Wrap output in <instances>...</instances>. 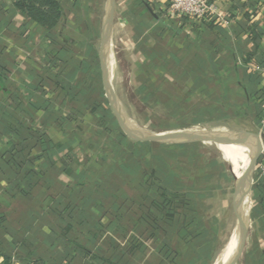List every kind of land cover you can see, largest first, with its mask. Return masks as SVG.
I'll list each match as a JSON object with an SVG mask.
<instances>
[{"label":"crops","instance_id":"1","mask_svg":"<svg viewBox=\"0 0 264 264\" xmlns=\"http://www.w3.org/2000/svg\"><path fill=\"white\" fill-rule=\"evenodd\" d=\"M57 1L62 16L48 32L17 6V0H0V264H214L239 217L235 171L222 153H233L241 165L239 156L250 149L244 170L249 171L257 145L254 138L235 134L244 132L243 122L260 134L264 144V0H209L212 11L200 22L169 15L168 0L114 1L108 73L123 112L150 134L205 125L223 133L225 144L199 138L145 142L126 133L109 99L111 87L105 83L100 57L106 0ZM118 34L127 75L121 73L115 55ZM121 80L132 93L137 113L139 108L151 110L144 115L149 126L121 102ZM72 85L74 97L69 93ZM147 89L151 95H146ZM94 99L112 114L134 148L198 143L223 165L224 176L195 184L189 177L188 191L200 195L207 231L199 241L185 236L184 256L176 262L162 248L173 245L182 233L153 230L158 233L154 239L144 229L134 228V208H126L133 203L132 193L125 186L126 194L112 197L109 191L116 188L108 176H96L104 166L98 144L101 133L91 110ZM177 102L203 106L209 120L160 128L161 122H176L168 109ZM129 131L134 132L130 125ZM40 133L44 143L31 145ZM23 146L22 158L31 159L30 167L23 159L11 160ZM180 159L182 164L189 161ZM259 164H264V151L257 159L254 186ZM31 168L39 174L36 188L16 196L10 182ZM98 187L109 195L96 191L89 203L82 201L90 194L87 189ZM228 194L225 219L216 204H223ZM254 196L253 187L251 220L236 254L223 264H264V211L256 208ZM133 237L137 246L128 253Z\"/></svg>","mask_w":264,"mask_h":264},{"label":"trees","instance_id":"2","mask_svg":"<svg viewBox=\"0 0 264 264\" xmlns=\"http://www.w3.org/2000/svg\"><path fill=\"white\" fill-rule=\"evenodd\" d=\"M16 3L32 21L45 27L48 32L54 29L62 16V6L57 0H17ZM253 26L256 31V26ZM254 34L257 36V33ZM56 60L57 58L53 60L52 67L56 66ZM51 75V77L54 76ZM80 85L81 80L77 86L80 87ZM72 88L74 85L70 89ZM69 93L74 97L73 89ZM146 93V95H151L148 89ZM261 97L264 98V93ZM94 100L91 110L97 117V129L101 133L98 144L103 151L104 166V172H99L96 176L102 177L103 174L108 176H106L107 181L116 188L109 191L112 197H118L122 193L126 194L123 190L125 186L132 193L133 203L126 205V208H134V228L144 229L154 239H158V233L155 231L161 229L179 230L182 233L181 237H176L173 245L166 244L162 248L171 261L176 262L179 257L184 256L182 244L185 243L183 241L185 236L188 235L193 241H199L207 231L202 221V210L198 200L200 195L188 191L190 188L188 183L191 181L189 177L194 179L195 184L202 178L206 179L217 174L224 176L225 173L221 170L223 165L216 158L202 151L198 143L158 144L134 148L126 140L112 114L104 109L98 99ZM168 111L170 118L176 122L170 120L161 122L160 128L186 126L209 120L207 117L209 111L205 112L203 106L200 107L195 103L177 102ZM42 135L41 133L37 135L30 144L44 143ZM24 148L23 146L17 150L16 155H18L11 158L13 162L19 163L23 159ZM204 155H206L205 162ZM181 156L189 160L187 164L181 163ZM23 160L25 166L30 167L31 159L26 157ZM38 175V172L32 168L28 173H21L20 178H15L10 182L11 190L16 196L29 193L36 188L39 182ZM78 185L84 190V184ZM101 189L100 187L87 189L86 191L90 194L84 196L82 201L89 203L91 194L97 195L96 191L103 193ZM254 193L256 208L264 211V179L257 178ZM103 194L104 196L109 195L107 191ZM133 239L130 241L128 253L133 252L137 246L136 239ZM205 245L208 246V254H212L209 249L210 244L205 243ZM193 253L186 255L187 258L192 257ZM206 264L211 263L208 261Z\"/></svg>","mask_w":264,"mask_h":264},{"label":"water","instance_id":"3","mask_svg":"<svg viewBox=\"0 0 264 264\" xmlns=\"http://www.w3.org/2000/svg\"><path fill=\"white\" fill-rule=\"evenodd\" d=\"M114 1L115 0L105 1V16L103 20L100 57H101L102 70H103L105 83L107 84L108 88L111 87V91L109 92V99L111 101L114 113L116 115V119L118 120L122 129L130 136H135L137 139L145 142L167 141L175 138H199V139L211 140L219 144L227 143L228 140L226 139L223 133L213 130L205 125L177 128L171 131L161 132L157 134L149 133L148 136L145 137H139L134 132L131 133L129 131V123L126 120L125 114L122 109V104L120 103L117 94L112 90V81L110 80L108 73L110 43H111L112 30L115 21ZM132 122L134 121L132 120ZM134 124L140 128H143L136 122H134ZM235 134L240 138L242 137L254 138L256 140L257 149H256V154L252 160V166L249 169V171L243 172L241 176H239L235 171V176L237 179L238 201H239V217H238L237 226L234 232L232 233L229 242L223 252V263L231 259L236 254L239 248V240L242 237V234L244 233L246 227L248 226L251 220V204L253 198L254 173H255L254 170L257 164L258 156L261 154L264 147L260 134L257 133L255 134L251 130H244V132H235ZM222 155L234 170V165L232 161L229 158H227L223 153Z\"/></svg>","mask_w":264,"mask_h":264},{"label":"rangeland","instance_id":"4","mask_svg":"<svg viewBox=\"0 0 264 264\" xmlns=\"http://www.w3.org/2000/svg\"><path fill=\"white\" fill-rule=\"evenodd\" d=\"M119 37H120L119 34L116 35V40H115V45H116L115 46V55H116V59H119V66H120V69H121V73L123 75H125V74L127 75V73H128V69L126 68L127 67V64L122 59V51H121V48H122L123 43L120 41ZM112 56H113V51H112ZM123 82L121 80V83L119 84L120 85V87H119V89H120L119 97L121 99V102L123 103V105L125 104L126 107H128V110L129 111H131L130 108H133L134 109V112H135V115H136L135 118L139 122H141V123L149 126V122H145L144 121V115H145L146 112L150 114L151 110H149V112H148L147 110L143 111V110H140V108H139L138 110L140 111V114H138L137 113L138 112L137 109H135V104H134L135 102H134V99H133V97L131 95L132 93H129V91L127 89L128 87H125V85H124L125 84V81L124 80H123ZM247 156H248V154L247 155H244L243 152H242L241 156H239V162L241 163V166H245L246 165L247 158H248ZM230 199H231V194H228L227 199H224L223 200V204H221V205L216 204L217 205L216 209L218 210V213H221L222 214V217H224L225 219H226V217L228 215V212L230 210V208H229V206H230ZM225 239H226V236H224L221 239L222 242H224Z\"/></svg>","mask_w":264,"mask_h":264},{"label":"built area","instance_id":"5","mask_svg":"<svg viewBox=\"0 0 264 264\" xmlns=\"http://www.w3.org/2000/svg\"><path fill=\"white\" fill-rule=\"evenodd\" d=\"M168 2L167 13L169 15L187 16L197 22L202 21L213 8V6L209 4V0H168ZM262 125H264V119L262 120ZM242 126L245 130H250L249 125L245 122H243ZM263 151L264 147L262 152ZM257 178L264 179V164L258 165Z\"/></svg>","mask_w":264,"mask_h":264},{"label":"bare ground","instance_id":"6","mask_svg":"<svg viewBox=\"0 0 264 264\" xmlns=\"http://www.w3.org/2000/svg\"><path fill=\"white\" fill-rule=\"evenodd\" d=\"M113 51V50H112ZM110 66H111V74H112V52H111V55H110ZM114 87H115V84H114ZM132 111V110H131ZM125 114V113H124ZM125 117H126V120L128 121L130 127L133 129V131L140 137H145V136H148V131L145 130V129H142L140 127H138L137 125L134 124V122H132V120L125 114ZM239 147V146H238ZM227 158H229L233 165H234V171H236V173L241 176V174L243 172H245V168L249 162V159H250V156H251V150H248L247 151V154H248V158H247V162H246V165L245 166H241L239 165L238 161H237V158L236 156L233 154V153H228V152H224L223 153ZM241 164V163H240ZM246 230V229H245ZM245 234V233H244ZM243 234V235H244ZM241 239V238H240ZM240 241V240H239ZM215 264H223V251L221 252L219 258L217 261H215Z\"/></svg>","mask_w":264,"mask_h":264}]
</instances>
